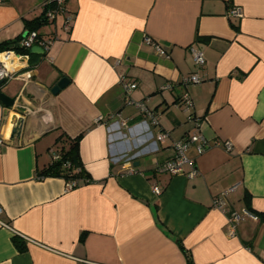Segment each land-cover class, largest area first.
Masks as SVG:
<instances>
[{"label": "crops", "instance_id": "crops-1", "mask_svg": "<svg viewBox=\"0 0 264 264\" xmlns=\"http://www.w3.org/2000/svg\"><path fill=\"white\" fill-rule=\"evenodd\" d=\"M42 2L0 0V43L25 34L26 20L44 14ZM65 6L68 31L59 17L39 29L56 33L47 51H18L20 72L32 77L0 85L15 98L12 107L0 101V264H187L178 240L194 264H264L259 217L250 212L233 235L228 223L234 210L264 213V0ZM193 74L199 83L186 81ZM121 75L137 87L126 92ZM62 77L68 85L53 94ZM193 133L204 150L192 144V164L162 171L174 143ZM79 135L92 181L66 191L64 178H40ZM234 185L225 210L216 208L214 198Z\"/></svg>", "mask_w": 264, "mask_h": 264}, {"label": "built area", "instance_id": "built-area-1", "mask_svg": "<svg viewBox=\"0 0 264 264\" xmlns=\"http://www.w3.org/2000/svg\"><path fill=\"white\" fill-rule=\"evenodd\" d=\"M42 5L44 7V16L47 19V22L50 24L56 23L59 17H63V28L68 31L70 28L69 20L66 18V0H43ZM231 13L234 16L241 17L242 14L240 12V9L238 7H233L231 10ZM65 16V17H64ZM56 33H51L50 35H41L38 30L33 31H27L25 37L21 40L20 46L24 49H31L33 46H40L45 51L48 50L52 40L53 36ZM149 42H151V38L147 39ZM158 49L161 51L162 54L166 53V51L158 46ZM193 55L195 58V62L197 65L201 66L205 63V59L200 51L192 50ZM23 61V54L15 51V50H5L0 52V85L3 84L6 81H9L13 78H25L30 79L32 77V74L30 71L20 72V69L22 67H18V65ZM187 82H193V83H199L201 81V78L198 74H193L186 80ZM121 82L124 86V89L126 92L129 90L135 89L137 87V83L126 80L124 75H121ZM184 101L186 105L189 107L191 106L192 102L191 99L188 97V95L184 96ZM137 106L144 108V104L137 103ZM151 122L153 124L157 123V120L155 116L150 115ZM127 121L124 120L123 124L127 125ZM166 137L165 133H161L157 136L158 141L164 140ZM3 143V138L0 136V146ZM192 144H196V148L198 152H202L204 150V145L206 144V141L204 140V137L199 133H193L188 138L177 141L174 143V148L176 149V156L173 159H170L166 161L163 165H161L160 169L162 171H165L170 174H176L183 171V165L186 163L192 164V160L187 156V151L189 147ZM225 147L227 149L232 148V143L230 141H226ZM58 158V154H53V159ZM191 174H195V171L192 170ZM78 186L77 181L69 180L66 181L65 190L70 191L73 190ZM236 185L231 186L226 191L222 192L219 196L214 198L213 205L221 210H225L227 206V198L228 195L233 192L236 189ZM153 191L156 195H160L163 192V187L161 184L156 183L153 185ZM229 233L231 235L235 234L236 228L238 224L244 220V218L248 215H252L249 211L244 210L242 212L238 211H231L229 212ZM1 215L2 210L0 208V221H1ZM3 223V222H2ZM9 226L8 224H5ZM10 227V226H9ZM11 230L15 235H19L18 232L14 231L12 227H10Z\"/></svg>", "mask_w": 264, "mask_h": 264}, {"label": "trees", "instance_id": "trees-1", "mask_svg": "<svg viewBox=\"0 0 264 264\" xmlns=\"http://www.w3.org/2000/svg\"><path fill=\"white\" fill-rule=\"evenodd\" d=\"M47 19L44 14L36 17L32 20H26L25 27L27 31H33L41 29L43 26L47 25ZM24 34L20 35L14 40H8L0 43V52L5 50H15L20 51L24 54H30V49H24L20 46L19 42L24 38ZM80 140L81 135L70 140L69 147L67 149H61L58 154V158L52 159L51 163L38 171V176L40 178L45 177H61L66 181L74 180L77 181L78 186L81 183H89L92 178L88 171L85 169L81 156H80ZM248 211L259 217L260 221L264 223V213H258L252 211L248 208ZM84 233L81 235L83 240ZM14 244L19 251L23 252L26 250L25 241L19 236L15 235L13 237ZM179 246L186 256L187 264H194L191 253L183 246L182 242L178 240Z\"/></svg>", "mask_w": 264, "mask_h": 264}, {"label": "water", "instance_id": "water-1", "mask_svg": "<svg viewBox=\"0 0 264 264\" xmlns=\"http://www.w3.org/2000/svg\"><path fill=\"white\" fill-rule=\"evenodd\" d=\"M26 35V33L24 34V36ZM31 52L33 53H44L45 50L40 47V46H33L31 48ZM69 78L67 77H62L51 89V92L53 94H57L61 89H63L64 87H66L69 83ZM0 101L6 106V107H12L15 104V98L8 96L7 94H5L4 92H0ZM18 127H16L13 130V133H16L18 131ZM135 165H138V162L135 163Z\"/></svg>", "mask_w": 264, "mask_h": 264}, {"label": "rangeland", "instance_id": "rangeland-1", "mask_svg": "<svg viewBox=\"0 0 264 264\" xmlns=\"http://www.w3.org/2000/svg\"><path fill=\"white\" fill-rule=\"evenodd\" d=\"M52 26H53L52 24L45 25V26H43L42 30H44V31L51 30Z\"/></svg>", "mask_w": 264, "mask_h": 264}]
</instances>
